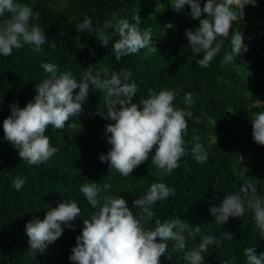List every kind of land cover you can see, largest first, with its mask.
<instances>
[{"label": "trees", "instance_id": "obj_1", "mask_svg": "<svg viewBox=\"0 0 264 264\" xmlns=\"http://www.w3.org/2000/svg\"><path fill=\"white\" fill-rule=\"evenodd\" d=\"M17 2L28 4L40 14L38 23L47 40L39 52L32 45H24L14 49L9 57L0 56V264H73L69 259L71 249L82 233L84 218L95 210L79 191L85 182L111 184L108 194L124 197L129 208L153 183L163 182L175 188L174 196L153 206L155 217L145 227H153L156 218H179L201 226V235L220 237L225 231L232 233L233 240L223 239L219 246H209L203 254L204 264H223L224 260L246 264V247H255L258 254L264 252V237L256 229L251 212L217 225L209 211L226 194L238 191L244 181L253 182L264 196V146L254 142L251 124L252 114L264 111V0H257L255 7L247 5L243 20L233 23L231 31L244 34L247 48L232 62L222 64L224 53L231 51L230 35L218 38L224 39V47L206 68L197 65L196 60L202 59L203 53H193L185 36L186 30L199 26V21L191 18L189 5L177 13L172 9L173 0ZM204 3L206 0H201L202 7ZM113 12L130 22L134 14H139V27L151 29L158 50L147 55V49H143L116 60L111 51L112 41L108 47L102 46L95 35L75 29L86 16L93 27H101ZM42 62L56 63L62 71H71L78 81L88 67L94 74L104 68L129 70L138 85L134 102L146 98L150 88H174L178 93L174 105L185 107L182 97L193 93V117L188 119L186 155L179 161L180 167L170 175L159 176L150 156L124 177L102 162L99 156L111 148L105 134L111 121L94 115L105 111L104 93L95 89L89 92L81 115L70 118L62 130L47 129L52 146L58 149L48 162H24L18 150L4 139L3 121L11 114L10 105L18 102L24 107L38 94L36 85L44 78ZM194 134L209 153L204 163L192 155ZM17 176L26 177L19 191L12 185ZM67 198L81 207L82 215L73 221L74 228L63 225L62 236L44 253H32L28 249L26 224L33 218L43 219L49 206L56 207ZM133 212L138 213L139 209L133 208ZM199 239L197 236L188 240L187 246H194ZM168 253L161 257V264H185L183 252L175 253L171 242Z\"/></svg>", "mask_w": 264, "mask_h": 264}, {"label": "clouds", "instance_id": "obj_2", "mask_svg": "<svg viewBox=\"0 0 264 264\" xmlns=\"http://www.w3.org/2000/svg\"><path fill=\"white\" fill-rule=\"evenodd\" d=\"M185 5L191 7V18L199 21L194 30L185 31L191 51L203 53V58L196 60L199 67H208L221 52L224 39L218 38L230 35L231 51L224 53L222 64L232 62L234 56L247 48L244 34L231 29L233 23L243 20L245 7L257 6V0H206L203 7L201 0H173L172 9L179 13ZM39 15L26 3L0 0V18H3L0 19V56L9 57L14 49L24 45L34 46L36 52L41 50L47 38L38 23ZM132 21L113 12L101 27H93L92 20L86 16L75 29L95 35L102 46L108 47L112 41L111 51L116 60L143 49H147V55L154 54L158 49L153 44L151 29L141 30L139 14H134ZM114 37L118 38L113 40ZM40 68L44 70V78L36 85L38 94L34 100L24 107L18 102L10 105L11 114L3 121L4 139L18 150L24 162L29 165L48 162L58 149L52 146L47 129L62 130L70 118L81 115L89 92L95 89L104 93L105 111L94 115L111 121L105 128L111 148L107 154L99 156L102 162L124 177L130 176L150 156L151 165L159 176L170 175L180 167L179 161L186 155L184 137L188 133V119L193 117V93L182 97L185 107L174 105L178 95L174 88L159 91L150 88L146 98L134 102L138 85L129 70L104 68L94 74L88 67L78 81L71 71H62L56 63L42 62ZM252 117L253 140L264 146V111L253 113ZM199 122L196 118V123ZM193 140L192 155L196 161L204 163L209 153L195 134ZM25 181L26 177L17 176L12 185L19 191ZM110 189L109 183L101 186L95 182H85L79 189L95 210L84 218L82 233L71 249L69 259L73 264H161V257L169 254V242L175 253L183 252L185 264H204L203 254L209 246H219L223 239L233 240V234L226 231L220 237L201 235V226L190 225L179 218L163 221L156 218L153 227H145L155 217L153 206L176 194L175 188L163 182L151 184L133 201L138 213L129 208L124 197L108 194ZM209 211L217 225L226 224L230 217L241 218L251 212L256 229L264 237V196L251 181H244L238 191L226 194ZM81 215V207L74 199L67 198L56 207L49 206L43 219L33 218L25 226L28 249L34 254L44 253L62 236L63 225L74 228L73 221ZM197 236L199 241L189 248L187 241ZM243 257L246 264H264V252L258 254L255 247H246ZM223 264L232 262L224 260Z\"/></svg>", "mask_w": 264, "mask_h": 264}]
</instances>
